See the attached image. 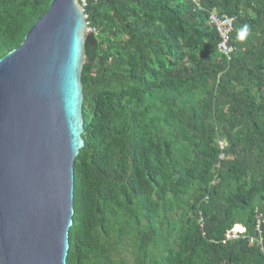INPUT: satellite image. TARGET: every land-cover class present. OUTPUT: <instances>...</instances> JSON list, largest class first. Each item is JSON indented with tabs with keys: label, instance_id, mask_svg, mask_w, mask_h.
<instances>
[{
	"label": "trees",
	"instance_id": "16d2710c",
	"mask_svg": "<svg viewBox=\"0 0 264 264\" xmlns=\"http://www.w3.org/2000/svg\"><path fill=\"white\" fill-rule=\"evenodd\" d=\"M50 3L0 0V58ZM213 12L234 19L230 60ZM84 13L95 33L66 264H264V0H97ZM235 225L246 236L225 239Z\"/></svg>",
	"mask_w": 264,
	"mask_h": 264
},
{
	"label": "water",
	"instance_id": "95a60500",
	"mask_svg": "<svg viewBox=\"0 0 264 264\" xmlns=\"http://www.w3.org/2000/svg\"><path fill=\"white\" fill-rule=\"evenodd\" d=\"M82 0H51L0 58V264H66L83 148Z\"/></svg>",
	"mask_w": 264,
	"mask_h": 264
},
{
	"label": "built area",
	"instance_id": "2783aa9c",
	"mask_svg": "<svg viewBox=\"0 0 264 264\" xmlns=\"http://www.w3.org/2000/svg\"><path fill=\"white\" fill-rule=\"evenodd\" d=\"M88 1H97V0H82L81 6L84 8V6ZM209 22L215 28V30L217 31L220 37V43L217 48L218 52L229 60L230 54L233 51V48L231 49L229 42H230V34L233 30L234 19L224 16L218 17L215 14H211L209 18ZM86 32L88 35H91L95 33V30L87 25ZM222 146H223L222 142H219V147L222 148ZM211 184H214V182ZM259 224L260 221L257 222V226H256L257 230H259ZM226 237L227 239L236 238L237 232L235 230L230 231L227 233ZM260 243L261 242L259 241V244Z\"/></svg>",
	"mask_w": 264,
	"mask_h": 264
},
{
	"label": "clouds",
	"instance_id": "9594fccd",
	"mask_svg": "<svg viewBox=\"0 0 264 264\" xmlns=\"http://www.w3.org/2000/svg\"><path fill=\"white\" fill-rule=\"evenodd\" d=\"M194 3H196L197 2V0H192ZM84 9V8H83ZM211 14H215L216 16H218L216 13H210L209 14V18H210V16H211ZM219 17V16H218ZM224 17H227V16H224ZM230 18V17H229ZM233 19V18H232ZM210 23V22H209ZM88 25V24H87ZM211 25V24H210ZM234 25V24H233ZM212 26V25H211ZM213 27V26H212ZM214 28V27H213ZM215 29V28H214ZM216 31V30H215ZM216 33H217V31H216ZM232 33H233V30H232V32H231V34H230V42H229V44H230V46H232L233 47V45L231 44V35H232ZM218 34V33H217ZM219 36V35H218ZM219 43H220V37H219ZM219 43H218V45H219ZM218 45H217V48H218ZM216 48V49H217ZM233 51H234V47H233ZM233 51H232V53L230 54V57H231V55L233 54ZM217 53H219L218 52V49H217ZM219 55L220 56H222V57H225V56H223V55H221L220 53H219ZM226 58V57H225ZM227 59V58H226ZM228 60V59H227ZM229 60H230V58H229ZM237 227V225H235L234 227H232V229H230L228 232H230V231H233V230H235L236 232H237V237L238 236H243V235H245L246 236V229H245V227L244 226H242V225H240V227H242L243 228V231H238V229L236 228ZM236 228V229H235ZM227 232V233H228ZM226 236H227V234H226ZM225 239H227V237H225ZM234 239V238H233ZM227 240H232V239H227Z\"/></svg>",
	"mask_w": 264,
	"mask_h": 264
},
{
	"label": "rangeland",
	"instance_id": "374dc122",
	"mask_svg": "<svg viewBox=\"0 0 264 264\" xmlns=\"http://www.w3.org/2000/svg\"><path fill=\"white\" fill-rule=\"evenodd\" d=\"M172 213H174V212H172ZM173 216H174V214H173ZM235 229H236V228H235ZM242 230H243V228H242ZM242 230H240V231H242ZM236 239H237V237H236ZM130 259H131L130 256H127V257H126V263H127V264H130V263H131V262H130Z\"/></svg>",
	"mask_w": 264,
	"mask_h": 264
},
{
	"label": "bare ground",
	"instance_id": "6f19581e",
	"mask_svg": "<svg viewBox=\"0 0 264 264\" xmlns=\"http://www.w3.org/2000/svg\"><path fill=\"white\" fill-rule=\"evenodd\" d=\"M231 47V46H230ZM233 47H231V49H232ZM237 229H238V227H236ZM240 230H242V228L241 229H238V231H240ZM243 231V230H242Z\"/></svg>",
	"mask_w": 264,
	"mask_h": 264
}]
</instances>
